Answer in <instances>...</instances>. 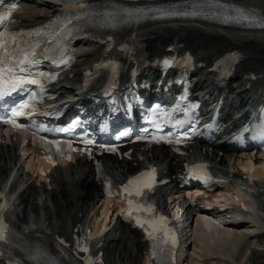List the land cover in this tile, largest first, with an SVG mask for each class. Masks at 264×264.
<instances>
[{
    "label": "bare ground",
    "instance_id": "bare-ground-1",
    "mask_svg": "<svg viewBox=\"0 0 264 264\" xmlns=\"http://www.w3.org/2000/svg\"><path fill=\"white\" fill-rule=\"evenodd\" d=\"M233 1L253 6L264 14V0ZM54 10L55 6H49L39 1L28 3L20 9L19 22L23 25H30L43 21L53 14ZM132 34L141 38L147 50L154 54L164 51L176 38L186 48L202 54L206 65L201 68L200 74L192 81L195 82L196 87L202 90L212 87L211 94L219 89L220 81H216L208 69L222 54L238 49L243 54V60L237 65V72L224 89L228 93L224 110L228 108L231 112L237 106L247 104L253 96H262L259 90L264 85V29L251 28L249 30L211 22L201 23L193 20L175 19L174 21L147 23L134 29ZM80 45L83 55L81 66L102 56V46L98 42L85 39ZM81 66L77 70H80ZM153 70L152 67H146L147 73L153 72ZM246 72H254L257 78H245ZM80 75L81 73L73 71L70 81L67 83L65 80L60 81L58 90L76 91L78 88L70 90L65 85L72 84L74 86L73 82L77 81ZM195 79L197 80L195 81ZM248 84L251 87H248ZM75 95L77 94L75 93ZM226 123H232V116H229ZM221 143V139L209 143L206 146V156L210 157L209 153H211L212 160L222 170L230 166L229 161L232 162L230 169L234 172L239 170L238 167L255 169L261 182L259 186L262 187L259 194L262 205L253 202V199L250 198L248 205L252 206L253 215L238 213L244 220L242 222L235 220L231 226L223 227V230L218 229L222 224H216L213 219L204 223L200 222L197 229L192 231L194 237H192L190 251L183 264H264V241H260V235H252V232H257L264 227V208L261 207H264V153L260 152L254 155L253 152L244 150L236 155L234 144L225 143L222 145ZM16 150L14 142L4 138L0 139V181H2V176L7 175L17 165ZM137 150L134 148L132 159L129 161H118L113 157L106 156V163L110 169L118 171L120 168L123 172H132L137 168L133 166L138 161ZM197 150L194 145L188 156L179 157L171 155L169 152L159 151L156 153L154 150L151 153L144 151L142 154L151 156L161 164L163 171L168 169L172 175L184 161L190 160L194 154L197 155ZM254 158L258 161L254 162ZM16 173L18 180L14 183L13 193L15 195L12 202L17 210L15 223L28 237H32L38 232H42L47 238L52 234L66 235L70 233L76 223L86 220L90 212L96 208V200L100 191L91 161L78 159L76 163L55 169L50 174L52 178L50 184L41 179L27 178L21 167L16 169ZM24 179L28 184L18 190L20 181ZM233 196L232 193V197L228 200L231 201ZM236 196L239 199L242 198L239 191L236 192ZM107 227L108 225L105 224L104 229ZM102 231L96 229L94 234L101 235ZM213 234L219 235L220 242L215 241L216 244H221L222 247L226 245L227 249L221 253L222 255L217 254L212 248L213 241L210 239V244L207 240V237ZM101 242L104 244L99 250L106 253L108 264H141L143 250L147 247L146 242L143 241V235L137 231H128L123 224L116 230L106 233L103 238L97 241L96 245ZM216 246L221 248L219 245ZM258 247L260 249H257Z\"/></svg>",
    "mask_w": 264,
    "mask_h": 264
},
{
    "label": "rangeland",
    "instance_id": "rangeland-1",
    "mask_svg": "<svg viewBox=\"0 0 264 264\" xmlns=\"http://www.w3.org/2000/svg\"><path fill=\"white\" fill-rule=\"evenodd\" d=\"M253 161H254V162H257L258 160H255V159H254ZM260 161H261V160H260ZM210 239H211V238H210ZM211 240H212L213 242H215V240H214L213 238H212ZM262 240H264V236H262V239H260V241H262ZM217 241H218V240H217ZM258 258H260V257H258ZM258 258H257V259H258Z\"/></svg>",
    "mask_w": 264,
    "mask_h": 264
}]
</instances>
